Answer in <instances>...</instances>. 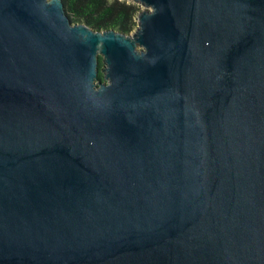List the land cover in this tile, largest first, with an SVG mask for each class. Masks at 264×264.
<instances>
[{"label":"water","instance_id":"95a60500","mask_svg":"<svg viewBox=\"0 0 264 264\" xmlns=\"http://www.w3.org/2000/svg\"><path fill=\"white\" fill-rule=\"evenodd\" d=\"M132 1L0 0V264H264V0Z\"/></svg>","mask_w":264,"mask_h":264},{"label":"trees","instance_id":"16d2710c","mask_svg":"<svg viewBox=\"0 0 264 264\" xmlns=\"http://www.w3.org/2000/svg\"><path fill=\"white\" fill-rule=\"evenodd\" d=\"M73 23H84L96 31L114 29L130 34L138 24L139 4L127 0H63ZM102 60V58H100ZM102 69V63H100ZM99 81H104L102 71Z\"/></svg>","mask_w":264,"mask_h":264},{"label":"rangeland","instance_id":"374dc122","mask_svg":"<svg viewBox=\"0 0 264 264\" xmlns=\"http://www.w3.org/2000/svg\"><path fill=\"white\" fill-rule=\"evenodd\" d=\"M128 2H133V3H135L134 1H132V0H127ZM136 4H138V3H136ZM140 6H141V9H144L145 7H143V5H141V4H139ZM136 28L137 27H135V29H134V31L136 30ZM133 31V32H134ZM133 32H132V34H133ZM132 34H131V36H132ZM101 63H102V68H104V66H105V64H104V62H103V60H101Z\"/></svg>","mask_w":264,"mask_h":264}]
</instances>
